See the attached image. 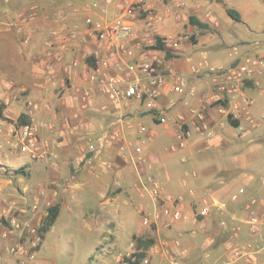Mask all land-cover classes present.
<instances>
[{
    "label": "rangeland",
    "instance_id": "obj_1",
    "mask_svg": "<svg viewBox=\"0 0 264 264\" xmlns=\"http://www.w3.org/2000/svg\"><path fill=\"white\" fill-rule=\"evenodd\" d=\"M226 9L237 11L241 21H233ZM190 17L205 22L208 28L200 29L190 24ZM87 18L103 25L118 21L129 24L139 35L134 41H124V47L130 50L135 46L133 50L136 54L150 58L155 57L153 51H159L154 49L156 38L176 40L177 37L182 38V43L188 48H193L194 53H187L196 61L193 65L205 59L211 66L228 67L237 56L264 54V0H0V108L4 117L0 122L6 129L8 122H11L8 119L9 95L13 101L21 104V110L29 112L34 109L29 101L33 89L27 93L18 89L13 93L8 92V85L19 87L18 82L25 81L27 77L29 79V76L20 75L21 71L25 72L24 69L31 67L25 62L26 58L30 55L40 56L44 50L55 58L70 49L83 51L90 41L100 43L91 35V28L85 25ZM23 19L26 23H22ZM163 45L166 53L170 54V47ZM99 50L102 51L96 47L93 51ZM235 50L238 51L237 56ZM182 52L177 50L170 56H180ZM32 63L30 59V65ZM9 72L12 75H8ZM69 84L65 83V87ZM58 89L50 100L51 114L56 116L64 92ZM260 102L251 107L256 109L259 116L256 117L257 126L254 129L244 126V142L223 151L222 164L219 163V155L212 156L210 162L207 160L212 165V172L220 168L238 170L236 177L228 181L233 185L234 192L231 193L245 188L242 189L244 195L240 197L245 199L244 207L245 204L250 205L251 209H238L236 214L239 219L232 223V227L242 228V232H236H240V239L249 241L238 242L223 252H211L212 248L218 249L224 241L220 237L216 244L210 243L202 251L200 247L203 248L204 237L199 228L202 216L196 212L188 219L184 212L185 218L169 225L160 216L151 227L143 226L138 205L143 203L150 212L151 204L138 197L140 182L148 176L136 153L134 159L108 156L104 150L99 154L85 153L84 159L78 154L70 155L62 179L57 182L49 178V182L44 180V183L34 171L35 166L39 165L36 163L38 159L32 158V163L24 161V164L23 160L15 158L5 161L0 153L1 177L14 176V168H21L19 166L22 164L25 173L30 175L29 178L24 175L23 185L28 187L25 192L21 185L18 188L15 184L12 186L14 190L18 189L12 200L21 203L13 210L24 207L29 210L28 215L19 216L17 211H13L6 218H0V232L6 233L7 238L0 245V264H127L126 259L138 251L140 239L154 241L146 250L142 264H264V121L259 119L264 111V98ZM50 123L56 125L58 120L52 116ZM12 125V129L17 127ZM228 130L240 133L237 129ZM5 131L7 135L2 136L6 140H1L5 148L2 152H8V130ZM12 134L10 131L9 143L13 140ZM50 135L52 138L40 139L37 144L48 143V148L53 151L55 136L53 132ZM96 139H86L84 144L88 146L89 141L96 142ZM9 149L19 152L12 147ZM48 159L52 162L58 156L51 154ZM10 162L13 164L11 167L8 165ZM182 169L189 173V169ZM180 173L182 171L174 167L171 177L176 180L180 178ZM41 189L45 190V195L37 199L39 193L36 194V191ZM30 190L35 194L31 200ZM34 204L38 209L31 213ZM48 204L59 206L58 217L41 237L38 247L34 248L32 241L40 236ZM3 205L6 206L5 203ZM249 209L258 217L255 233L251 232L248 224ZM11 215L18 218L21 229L16 230L11 226ZM217 221L221 223L227 220ZM26 222L29 228L22 230ZM214 224L215 221L211 223L212 226ZM256 240L258 244H254ZM12 248L16 251L11 252ZM237 253H240L239 256H236ZM31 254H34L32 260L29 259Z\"/></svg>",
    "mask_w": 264,
    "mask_h": 264
},
{
    "label": "crops",
    "instance_id": "obj_2",
    "mask_svg": "<svg viewBox=\"0 0 264 264\" xmlns=\"http://www.w3.org/2000/svg\"><path fill=\"white\" fill-rule=\"evenodd\" d=\"M179 38L177 37L173 41L174 44L169 46L171 50L168 51L170 54L177 52V50L183 51L180 56H167V49L163 48L164 50L153 51L154 58L162 63V68L165 70L182 75L193 93L186 92L179 95L166 90L154 102V107H150L149 102L146 101L141 103L125 101L114 103L101 93L97 85L92 83L89 76L95 73V66L94 63L90 66L86 59L88 57L93 58L96 53L101 57H110L109 54L105 53L107 46L102 42L97 43V41H90L83 51L70 49L55 58H52L51 53L45 52V50L40 56L32 57L30 55L25 62L31 67L24 69L25 72H20V75L29 76V79L23 77L25 81L18 82L19 87L8 85V92L13 93L18 89L22 93H27L28 90L33 89L29 101L33 103L35 109L33 112L37 123L36 140H47L46 138H50L52 132L55 136L53 137L55 143L52 147L53 151L50 149L45 151L44 148H38L37 151L43 152L45 157L51 154L54 157L58 156V159L52 162L48 156L47 159H38L36 162L39 165L35 166L34 171L40 175L39 178H42L39 179L41 182L44 183V180L49 182V178L57 182L61 180L63 171L70 162V155L76 156L78 154L80 158L84 159V142L86 139L91 140V138L106 136L108 143L103 150L108 156L122 157L123 159L128 157L134 159V147H140L141 154L138 155V159L140 164L145 167L143 168L144 173L158 181L166 194L183 200L187 219L194 212L202 216L199 228L202 229L200 232L204 241L203 248L200 247V249L205 251L210 243H214L222 237L224 241L219 248L216 250L212 248L211 252H223L238 242L249 241L248 239H240L242 228L239 226L238 228L232 227L234 226L232 223L238 222L239 218L236 214L238 209L247 210L251 207L246 204L244 207L245 199L240 197L245 193L241 194L240 190H246L245 188H239L237 193H231L234 192L233 185L228 181L236 177L238 170L220 168L212 172V165L209 164V160L212 156L219 155V163H224L221 157L223 156L222 152L244 142V126L254 129L257 126L256 117L259 114L257 116L256 109L250 108L237 120H233L238 123V127L231 126L227 105L212 98L213 90L209 79L197 77L192 73L195 60L187 53H194L193 48H188L182 43L183 39L178 40ZM96 47L102 51H93ZM112 53L110 59L117 61L119 54L114 50ZM30 59L33 61L32 65H30ZM211 67L219 68L222 66ZM114 72L115 70L110 69L103 74L108 75ZM16 74L18 73L16 72ZM8 75H12V73L9 72ZM66 81L70 83L67 87H65ZM57 88L64 92L59 100L60 108L56 116L51 114L50 100ZM85 92L89 94L86 102L82 99ZM244 95L254 97L256 103L264 98L251 88H248ZM18 103L13 101L11 95L8 96V119L11 122H8V129L0 122V153L3 154L5 161H8V158H15L30 164L33 159L28 154L10 150L9 145L8 152H2L5 149L2 141L6 140L2 135H7L5 130H8L9 144L12 124H15L22 114L28 117V112L21 110L20 107L22 106ZM52 116L58 120V124L50 123ZM121 120L123 122H120ZM140 126L145 128V132L142 134L138 133ZM180 126H183L190 133V137L186 141L184 149L171 152L169 147L176 143ZM204 126L206 129L203 128ZM228 128L237 129L240 133H233ZM47 145L49 144L47 143ZM8 165L11 167L13 164ZM174 167L176 170L182 171L179 174L180 178L176 180L171 177ZM182 168L189 169V173L186 174ZM27 169L30 171L29 168ZM25 174L28 178L30 177L28 173ZM24 178L21 175L8 178L0 176L1 207H4L3 203L6 205L15 203L14 208L21 204L18 200H12V197L15 198L18 192V189L14 190L12 186L15 184L18 188L21 185L22 191L25 192L28 187L23 185ZM43 183H39L40 186ZM44 193V189L39 192L36 191V194L39 195H36L37 199L45 195ZM24 194L27 196L31 194L29 199L34 198L35 195L32 194L31 190L29 194ZM223 219L227 221L221 223L217 221ZM214 221L216 225L212 226L211 223ZM230 223L231 227H229ZM236 230H240V232L237 233ZM3 236L4 233L0 232V245L6 241ZM258 243L257 240L254 241V244Z\"/></svg>",
    "mask_w": 264,
    "mask_h": 264
},
{
    "label": "built area",
    "instance_id": "obj_3",
    "mask_svg": "<svg viewBox=\"0 0 264 264\" xmlns=\"http://www.w3.org/2000/svg\"><path fill=\"white\" fill-rule=\"evenodd\" d=\"M22 23H26V20L23 19ZM85 25L91 28V35L96 40L103 42L107 46L106 54L111 57L113 50L119 54L118 60L112 61L110 57H101L96 53L92 58L95 73L89 76V79L98 86L101 93L114 103L120 101L141 103L146 101L149 102L150 107H154V102L166 90L179 95L186 92L193 93V90L188 88L182 75L165 70L162 68V63L156 58H150L144 54H136L133 50L135 46H132L130 50L124 47V41H134L138 39L139 35L132 30L129 24L118 21L113 24L103 25L99 21L87 18ZM143 37H146V35L143 34ZM178 40L182 39L179 38ZM161 41L167 46L174 44V40L163 39ZM235 55H238L237 50H235ZM110 69L115 70V72L108 75L103 74ZM192 73L197 77L209 79L213 90L212 98L219 103L227 105L228 118L232 121L237 120L256 103L254 97L244 95L248 88L256 90L260 96H264V54L237 56L230 66L219 68L211 67L204 60L192 67ZM88 98L89 94L85 92L82 95L83 101L86 102ZM34 110L32 109L27 113L28 121L24 125H19L11 130L13 140L9 143V146L20 153L28 154L31 158L42 159L45 156L43 152H37L38 148H44L45 151L49 148L47 144H37V126ZM259 119L264 121V111L261 112ZM120 122H123V120ZM203 128L206 129L205 126ZM144 132L145 128L140 126L138 133L142 134ZM189 137L190 133L183 126H180L176 136V143L172 144L169 150L175 152L184 149ZM107 143L106 136L97 138L96 142L89 141L88 146L85 145L84 154H99ZM134 152L140 155L141 148L134 147ZM137 192L141 201L147 200L151 204L150 212H147L143 203L138 205V212L141 215L143 226L151 227L158 222L160 216L168 221V225L183 217L185 218L183 200L166 194L163 186L155 179L148 177L145 181H141ZM240 193H243V190H240ZM14 207V203L4 207L0 206V218H6L13 211H17L19 216H27L29 213V210L24 207L13 210L15 209ZM50 207L52 206L48 204L46 216ZM37 209V204H34L30 211L34 213ZM10 224L16 230L21 229L18 218L14 215L10 216ZM248 224L251 226V232L255 233L258 217L254 211H250ZM22 227V230L29 228V224L26 222ZM3 238L7 239L6 233H4ZM40 241L41 234L33 239L32 246L34 248L38 247ZM15 251V248L11 249V252ZM19 253L22 254V251H19ZM239 254L237 253L236 256H239ZM33 258L34 254H31L29 259L32 260Z\"/></svg>",
    "mask_w": 264,
    "mask_h": 264
},
{
    "label": "trees",
    "instance_id": "obj_4",
    "mask_svg": "<svg viewBox=\"0 0 264 264\" xmlns=\"http://www.w3.org/2000/svg\"><path fill=\"white\" fill-rule=\"evenodd\" d=\"M206 1H211V0H206ZM226 13L227 15L235 22H240L241 18L240 15L237 11L233 10V9H226ZM189 23L196 25L198 28L200 29H207L208 25L205 23H201L199 22L195 17H190L189 18ZM154 49L157 50H163V43L160 40V38H156V45L154 46ZM167 56H170L169 54H167ZM86 62L91 66L93 65L94 61L91 57H88L86 59ZM0 119H4L1 108H0ZM26 119L27 117L22 114L18 117V119L15 122V125L19 126V125H24L26 123ZM230 125L233 127H238V123L235 121L230 120L229 121ZM13 174L18 176H24L25 175V169L23 167L18 168L13 170ZM58 213H59V206H53L48 208V215L46 216L42 227L40 228V234L41 237H43V235L49 231V229L53 226V224L55 223L57 217H58ZM154 244L153 239H147V240H138L137 243V249L138 251L135 252L134 254H132V256L130 258L126 259L127 264H142L143 260L145 259L146 256V250L152 246Z\"/></svg>",
    "mask_w": 264,
    "mask_h": 264
}]
</instances>
